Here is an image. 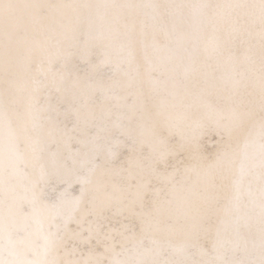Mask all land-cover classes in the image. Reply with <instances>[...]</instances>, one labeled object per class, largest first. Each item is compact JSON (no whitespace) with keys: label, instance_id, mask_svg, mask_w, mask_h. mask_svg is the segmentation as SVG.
Returning a JSON list of instances; mask_svg holds the SVG:
<instances>
[{"label":"bare ground","instance_id":"bare-ground-1","mask_svg":"<svg viewBox=\"0 0 264 264\" xmlns=\"http://www.w3.org/2000/svg\"><path fill=\"white\" fill-rule=\"evenodd\" d=\"M12 2L18 5L16 15L0 28L4 244L9 228H27L30 241L42 251L37 221L46 227L50 217L73 214L80 195L75 171L91 167L87 162L94 155L103 165L90 175L93 189H99L98 202L110 197L128 203L144 191L139 175L130 187L123 161L127 149L113 147L127 137L101 132L95 140L81 135L83 143L60 137L47 118L56 117L57 98L65 97L61 120L65 109L73 113L72 120L77 109L82 117L93 112L96 129L131 130L169 156L170 166L161 168L147 188L146 199L156 201L153 228L140 233L136 221L128 257L150 264H259L264 216L259 169L251 168L250 158L257 155L258 165L260 127L237 130L238 117L259 111L264 86V38L258 11L250 15L248 7L259 0ZM69 53L76 55L66 59ZM9 119L16 130L43 124L51 134V151L39 164L7 151ZM230 136L236 163L226 168L218 153ZM41 138L38 131L33 143ZM64 160L68 168L62 167ZM41 166L51 176L50 183L40 185L48 206L34 211L29 202ZM143 175L147 178V170ZM209 205L213 220L203 231L198 225ZM121 223L129 220L117 216L112 226ZM62 258L63 253L49 256Z\"/></svg>","mask_w":264,"mask_h":264},{"label":"snow or ice","instance_id":"snow-or-ice-1","mask_svg":"<svg viewBox=\"0 0 264 264\" xmlns=\"http://www.w3.org/2000/svg\"><path fill=\"white\" fill-rule=\"evenodd\" d=\"M250 15H255L258 11L261 36L264 38V0H259V4L248 6ZM18 5L12 0H0V28L6 23H10L15 17ZM75 37L73 41L75 44ZM76 53H69L67 58L75 56ZM51 103V97L48 98ZM65 97L57 98V102L53 107L56 117L49 116L47 119L51 126L56 130L61 138H67L69 141L83 143L80 139L81 135L91 136L94 140L100 138L101 132H106L112 136L116 133L121 137H127L126 140H117L113 145L119 149L124 146L127 151L123 154V161L127 165L129 172L130 187L133 185L131 181L136 180L137 175L144 180L142 187L143 192L137 191L135 198L128 203L123 200L114 202L112 198H105L98 202L95 194L99 189H93L90 175L103 165L97 163L99 155H94L88 160L89 168L81 166L75 171V182L80 185V195L75 198L73 214L65 219L62 215L49 218L47 226L37 221L39 231L41 233L44 244L41 251L38 246L30 241L31 233L27 228L23 231H17L9 228L7 232V245L4 244L5 226L2 213H0V264H150L149 261L140 258H130L126 255L128 251L127 244L134 239L137 232V223L139 221L140 233H145L153 228L152 216L153 210L156 208V201H148L146 199L147 188L151 184V178H159L160 169H167L170 166L168 154L161 150L160 146L144 138H137L132 134L131 130L123 131L118 126L114 129H105L94 127L96 114L89 112L83 115L79 109L76 110L75 120H72V112L65 109L63 112L64 119H60L61 106L65 101ZM73 101H69L72 103ZM83 119L84 127L81 128V120ZM89 121L93 126H89ZM259 124L260 127V143L258 146V165L256 164L257 155H253L251 168L259 169V192L261 200V214L264 216V86L261 88V98L259 111H249L244 116L238 117V131H244L246 125ZM71 125V126H70ZM45 126L41 124L39 128L35 125L32 127L23 126L16 130L12 127V121L9 119L7 132V151L9 153L18 154L25 162H31L36 165L44 158L45 154L51 151L52 140L51 134L44 131ZM41 134V139H36L37 133ZM154 135V133H152ZM231 136L228 142L222 147V151L218 153V158H222L226 168H231L235 163V159L231 153ZM163 142H161L162 144ZM29 149H31L29 151ZM147 150V151H145ZM116 155L115 152L111 153ZM5 156V133L4 118L0 113V176L4 170ZM76 161L72 160L71 164L75 165ZM62 167L68 168L69 161L64 160ZM138 169L139 171H134ZM147 170V178L143 175ZM241 173L244 172V163L241 162ZM223 180V177H221ZM51 181L50 174L41 166L39 178L33 184L34 195L29 202L35 211L37 206L47 207L44 199V189L40 185H47ZM39 189V193L36 192ZM61 195H67V190ZM2 206V201H0ZM137 207L140 209L137 211ZM125 212L127 215L125 216ZM117 216H124L129 223H121L120 228L112 226L113 220ZM60 223H57V220ZM213 220V209L211 205L206 210L205 215L201 218L198 227L207 231ZM74 223L76 227L70 228L69 224ZM53 228L55 230L53 231ZM143 244V241H141ZM120 251H117V248ZM7 253V258L5 256ZM62 259H49V256L60 257ZM151 264H158L152 261ZM164 264H168L167 261ZM259 264H264V243L261 246Z\"/></svg>","mask_w":264,"mask_h":264}]
</instances>
